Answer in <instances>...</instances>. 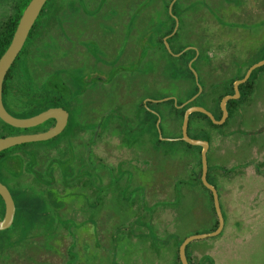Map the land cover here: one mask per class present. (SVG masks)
<instances>
[{"label": "flooded vegetation", "instance_id": "obj_1", "mask_svg": "<svg viewBox=\"0 0 264 264\" xmlns=\"http://www.w3.org/2000/svg\"><path fill=\"white\" fill-rule=\"evenodd\" d=\"M30 1L0 0V58ZM256 34L264 36V0H46L4 77L2 104L18 119L59 110L65 125L50 139L0 152V183L14 204L10 226L0 231V264H34L37 236L42 238L39 249L67 241L62 264L100 259L107 264L109 254L118 264H181L179 248L195 235L179 234L183 216L172 180L158 177L156 169L166 162L179 176L189 169L204 189L202 148L182 140L183 118L199 107L219 121L222 100L235 96L226 101L222 124L208 117L219 126L210 142L191 137L208 128L205 122L189 126L190 116L199 112L189 114L186 129L189 138L208 143L206 180L217 191L225 225L213 174L218 170H209L208 153L215 139L229 136L221 128L238 118L240 106L252 97V75L264 65L238 84V96L235 84L264 61L252 57L253 47L259 46ZM234 68L244 71L223 85V69ZM178 70L186 71L181 75ZM161 87L174 90L161 93ZM179 110H184L182 117ZM57 123L55 117L28 128L4 123L15 131L0 138L45 133ZM174 123H179L180 134L170 137ZM239 126L234 130L244 134ZM38 142L44 146H26ZM174 142L199 147L197 155L180 158L186 160L182 170H176L180 159L171 160L167 152L154 154ZM193 194L200 220L211 222L210 232L215 231L213 198L208 196V204L196 188ZM163 197L169 204L153 210ZM4 215L0 197V220ZM98 229L106 230L107 245L98 243ZM150 232L165 236L161 252L147 240ZM193 241L185 248L188 264H194L189 256ZM203 258L209 264L205 254L199 261Z\"/></svg>", "mask_w": 264, "mask_h": 264}, {"label": "rangeland", "instance_id": "obj_2", "mask_svg": "<svg viewBox=\"0 0 264 264\" xmlns=\"http://www.w3.org/2000/svg\"><path fill=\"white\" fill-rule=\"evenodd\" d=\"M258 35L260 37L255 39L259 46L253 47L255 52L252 56L256 60L264 58V36L256 34V36ZM180 71L178 73L184 75V72ZM243 71L244 68L223 69L222 74L226 75L222 81L223 85L227 84L231 78L240 76ZM252 81L254 82V92L250 101L248 100L240 106L241 114L238 118L236 117L237 119H230L220 130L222 134H228L229 136H224L223 139L221 137L217 138L213 145L212 143L210 145L211 148L208 153L209 170H218L213 171V174L217 178L220 189L225 225L219 237L199 239L190 244V247H192L189 248V256L194 264L196 262L197 264H203L206 261L205 258L199 261L203 254L208 256L213 264H264V66L254 71ZM173 90L174 87L171 89L161 87L160 89L161 93H172ZM239 124V127L242 128L240 130H244L242 131L244 134L239 130H234ZM174 125V131L167 133L170 137L180 134L179 123H174ZM246 132L247 135H245ZM257 132H261V134ZM162 135L163 138H166L165 132ZM236 135L243 136L236 137ZM26 146L39 149L44 144L38 142ZM157 149L158 152L154 150V154L158 153L163 156L167 152L171 160L189 158L191 155H197L198 153L197 148L188 149L184 144L178 142L161 145ZM166 163V165L163 164L164 166L159 164L155 174L158 177L168 175L166 177L172 180L175 189L176 207L183 216L182 224L179 226V234L191 236L209 233L211 222L200 220L201 209L197 207L198 200L193 194L196 188L199 193L208 199L207 191L194 182L191 170L188 169L187 174L179 176L170 169L169 162ZM177 163L176 170L177 168L182 170L186 160L180 159ZM220 169L233 171L228 173L219 172ZM209 181L217 186L215 177L214 179L210 177ZM131 192L128 191V194ZM207 202L209 204L210 200L208 199ZM168 204V200L163 197L152 207L155 210ZM163 219L169 221L171 217L164 216ZM105 231V229H98L97 241L102 246L107 245ZM2 234L4 232H0V235ZM41 240L42 238L39 236L33 239L34 264H40L41 261H46L49 264H62L65 258L67 241H63V244L60 245L55 243L47 248L42 247L39 249V246H42L40 244ZM147 240L155 245L153 248L157 250V253L164 248L160 241H163L164 244L166 241L164 235L158 234L155 237L151 232ZM141 242L143 241L141 240ZM95 264H104V261L100 259ZM107 264H118L116 257L109 254Z\"/></svg>", "mask_w": 264, "mask_h": 264}, {"label": "water", "instance_id": "obj_3", "mask_svg": "<svg viewBox=\"0 0 264 264\" xmlns=\"http://www.w3.org/2000/svg\"><path fill=\"white\" fill-rule=\"evenodd\" d=\"M45 1L46 0H31L29 2V4L26 6L25 10L22 13V16H21L20 21H19L18 26H17V29L14 33V36L12 38V41H11L8 49L3 53V55L0 58V119L4 123H6L12 127H16V128L33 127V126L41 124L42 122H44L45 120H47L50 117L57 118L58 123L54 126V128H52L51 130H49L45 133H41V134H37V135H29V136L28 135L27 136L20 135V136H8V137L0 138V152L7 150L9 148H12L14 146L20 145L22 143L33 142V141H43V140L50 139V138L54 137L55 135H57L63 129V127L65 125V120L61 117V115H60L61 112L59 110L51 109V110L42 112V113H40L34 117H31V118L18 119V118H14L11 115H9L6 112V110L4 109L3 104H2V84H3L4 77L7 73V71L9 70L10 65L14 61L15 57L18 55V53H19V51H20V49H21V47H22V45H23V43H24V41L28 35V32L32 27L33 22L36 19L37 15L39 14V12H40L43 4L45 3ZM262 65H264V61H261L260 63L253 66L247 72V74L245 75V78L242 81L235 84L236 96H238V94H239L238 84L243 83L248 78L250 72L253 69L258 68ZM229 98H235V96L227 97V98L222 100L221 105H220L221 110H222V118L219 121L215 120L210 112L206 111L203 108H199V107H193V108H190L189 110H187L185 112V115L183 118L182 140L184 142L188 143L189 145L200 146L202 148V151H201V164H202L201 180H202L203 185L208 190H210L212 193L213 205H214L215 213H216L217 218H218V227L213 232L203 234V235H195V236H191V237H188L187 239H185L179 248V258H180L181 264H188L186 256H185V248H186L188 243H190L191 241L196 240V239L215 237L221 232V230L224 226V219H223V215H222L221 208L219 205V199H218L217 191L206 180V174H207L206 152L208 149V143L206 141L194 140V139L188 137L187 132H186L188 116H189V114H191L193 112H199V113H202V114L206 115L207 117H209L210 120L213 122V124L220 125L227 118L228 114H227V111L225 108V104ZM0 197L2 198V200L4 201V204H5V215H4V218L2 220H0V231H1V230H4L10 226V224L12 222L13 214H14V204H13V201L11 199V196H10L8 190L6 189V187L3 186L1 183H0Z\"/></svg>", "mask_w": 264, "mask_h": 264}, {"label": "trees", "instance_id": "obj_4", "mask_svg": "<svg viewBox=\"0 0 264 264\" xmlns=\"http://www.w3.org/2000/svg\"><path fill=\"white\" fill-rule=\"evenodd\" d=\"M180 71V70H178ZM186 70H181L180 72H184L185 73ZM188 71V70H187ZM197 91L196 87H194L193 89V93H195ZM233 101L229 102L227 104V107L228 108H231L232 105H233ZM183 111L184 110H179L180 114H179V117H182V114H183ZM217 118V117H216ZM195 122L198 124L199 122H205L206 126L208 127L207 130H199V131H195V134H192L191 137L194 138V139H202V140H206V141H211V133L216 131L219 126H216V125H213L212 122L209 120L208 117H206L205 115L203 114H200V113H196V114H193L190 116L189 118V126H191V124H195ZM14 131L15 129L4 124L3 122H1V128H0V137L4 136V135H11V134H14ZM185 144V143H184ZM186 146L188 147H191L187 144H185ZM197 149H199V147H197ZM2 155V153L0 154ZM209 173V172H208ZM209 176V175H208ZM205 189V187H204ZM209 196H210V200H212V197H211V193L205 189ZM212 211H213V207H212ZM217 227V220L215 221V225L213 227V230ZM209 264H213L212 260H209L208 261Z\"/></svg>", "mask_w": 264, "mask_h": 264}]
</instances>
